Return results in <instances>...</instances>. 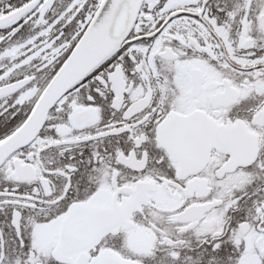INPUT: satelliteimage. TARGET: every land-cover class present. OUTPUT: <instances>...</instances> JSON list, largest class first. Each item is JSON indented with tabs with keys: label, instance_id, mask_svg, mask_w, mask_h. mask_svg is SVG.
Here are the masks:
<instances>
[{
	"label": "snow or ice",
	"instance_id": "1",
	"mask_svg": "<svg viewBox=\"0 0 264 264\" xmlns=\"http://www.w3.org/2000/svg\"><path fill=\"white\" fill-rule=\"evenodd\" d=\"M0 264H264V0H0Z\"/></svg>",
	"mask_w": 264,
	"mask_h": 264
}]
</instances>
